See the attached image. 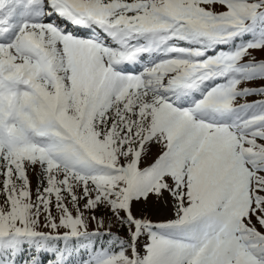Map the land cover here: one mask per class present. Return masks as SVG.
<instances>
[{
    "label": "snow or ice",
    "instance_id": "obj_1",
    "mask_svg": "<svg viewBox=\"0 0 264 264\" xmlns=\"http://www.w3.org/2000/svg\"><path fill=\"white\" fill-rule=\"evenodd\" d=\"M0 264H264V0H0Z\"/></svg>",
    "mask_w": 264,
    "mask_h": 264
},
{
    "label": "rangeland",
    "instance_id": "obj_2",
    "mask_svg": "<svg viewBox=\"0 0 264 264\" xmlns=\"http://www.w3.org/2000/svg\"><path fill=\"white\" fill-rule=\"evenodd\" d=\"M257 55H259V54H257Z\"/></svg>",
    "mask_w": 264,
    "mask_h": 264
}]
</instances>
